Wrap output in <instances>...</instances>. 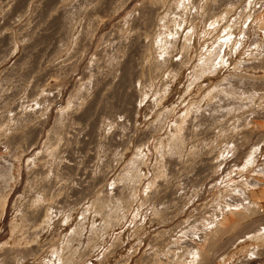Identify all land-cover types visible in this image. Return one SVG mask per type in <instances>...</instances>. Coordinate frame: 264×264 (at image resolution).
Returning a JSON list of instances; mask_svg holds the SVG:
<instances>
[{"label": "rangeland", "instance_id": "1", "mask_svg": "<svg viewBox=\"0 0 264 264\" xmlns=\"http://www.w3.org/2000/svg\"><path fill=\"white\" fill-rule=\"evenodd\" d=\"M0 264H264V0H0Z\"/></svg>", "mask_w": 264, "mask_h": 264}]
</instances>
